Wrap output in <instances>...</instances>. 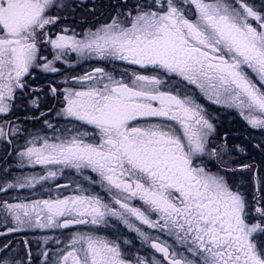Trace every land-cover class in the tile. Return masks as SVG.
Wrapping results in <instances>:
<instances>
[{
    "label": "snow or ice",
    "instance_id": "6c2138e0",
    "mask_svg": "<svg viewBox=\"0 0 264 264\" xmlns=\"http://www.w3.org/2000/svg\"><path fill=\"white\" fill-rule=\"evenodd\" d=\"M113 7L78 33L61 26L66 0H0V144L16 152L0 194L32 193L0 197V264H264V170L231 158L199 102L264 133V0ZM91 59L111 69L75 73ZM37 70L62 77L45 86L60 107L41 110ZM66 171L52 195L48 182ZM238 172L252 174L251 192ZM38 230L50 234L34 251L27 234Z\"/></svg>",
    "mask_w": 264,
    "mask_h": 264
},
{
    "label": "rangeland",
    "instance_id": "374dc122",
    "mask_svg": "<svg viewBox=\"0 0 264 264\" xmlns=\"http://www.w3.org/2000/svg\"><path fill=\"white\" fill-rule=\"evenodd\" d=\"M84 1H86L87 3H92L95 0H66V3H68V4L71 5V10H67L66 9L64 11L59 12L60 15L68 17V19L66 21L62 22V25L61 26H67L69 28L75 29L76 32L81 33V31L78 28L79 22L78 21L76 22V20L78 18V9H79V8H77V6L78 5L83 6L82 5V2H84ZM92 60H94V59H91V60L82 62L75 69V73H79V67L81 65H83L85 62H89V61H92ZM84 70H82L80 73H82ZM36 75H40L41 77H44V76H48L49 77L50 76V78L53 79V81L55 79H57V80L62 79V77L60 76V74H46V73L40 72L39 70H37L35 72V76ZM31 83H32V86L33 87H43L44 88V91L42 93H40V97H41V110H43L44 108H46L45 107L46 104H53V103L59 104L57 100L53 99L50 95H47V89L45 87L46 85H43L41 83V80H39V81H35L34 80V81H31ZM199 102L201 104H203L206 108H208V110L211 112L212 116L215 118V119H213V123L216 125V133L214 135L215 136H218V139H219L218 142L219 143H222L223 136L225 134H227L224 131L225 128H224V124H223L226 121H229L231 123H232V121L233 122H241V123H244L245 124V128H246V134H252L253 133V131L250 130L252 127L247 123V121H245L243 119L242 116H240L238 110L226 108V107H224L222 105L211 104V102H209L202 95L199 96ZM26 105H27V100L26 99L25 100H21L20 101V106L21 107L18 110L22 109L21 112L24 115L25 114L31 115L30 112H28V113L25 112L24 108H25ZM57 107H59V106H57ZM53 109H55V108H53ZM53 122L56 123L57 121L54 120ZM27 123L31 125V128H29V129L34 131L35 128L33 127V123L32 122H27ZM58 123L62 127V122L61 121H58ZM64 125H65V122H64ZM247 126H250V129L247 128ZM36 127H37V125H36ZM263 134L264 133H262V135ZM263 136L261 138V142L264 140V137ZM246 143L247 144H253V143H250L249 141L246 142ZM22 145H23V141L17 140L15 142V148L16 149L21 148ZM1 147H3V144H0V152L2 151V148ZM230 149H232V148H230ZM262 149H264V147H262ZM8 151L9 152L11 151V155L8 156L7 164L5 165V163H3V166H2L1 169H4L6 167H10V166H12V165H14L16 163V152L12 148H9ZM262 152L264 153V151H262ZM4 155H5V153H4ZM4 155H2V157ZM232 157H237L233 149H232V153H231V158ZM209 167H211V165H209ZM262 167L264 168V165H262ZM20 171H23L25 174H28V173H41L43 170L38 166L35 169H28V168L23 169V170L17 169L16 170V173L19 174ZM245 174L248 177V176H250L249 174H251V173L250 172H246ZM68 176H69V173L66 171L64 177L59 178L56 181H49L48 182V187H50L52 189V195H56L57 194V192L55 190V184H57V183H61L62 184L63 182L64 183L65 182H69L68 179H67ZM61 191H63L65 194H68L66 190H61ZM96 191H97V189H96ZM37 195H41V196H44L46 198L47 195H48V193L47 192H39V193H37ZM12 196H19L21 199H23L26 196H32V193H31L30 190H17V191L10 192L8 194V196H6V197H3V194H0V197H3V198H11ZM33 198H35V196H33ZM109 231H111V230H105V232L102 233V234H106ZM120 231H121V235H126V236H129V237L132 235L130 233H127V230L124 229L122 225H120ZM48 234H50V233L44 232L42 230H38V231H35V232H32V233H28L27 235H28V238H30V239L33 238V240H32V247H35V246L37 247L38 246L39 238L41 236H43V235H48ZM23 235L24 234H16L15 237H18V236L22 237ZM56 235H59V234H56ZM15 237H12V239L15 238ZM34 239H36V240H34ZM0 242H3V238H0ZM136 250L138 251V253H141V252L144 251V248L143 247H140L138 240H137V249Z\"/></svg>",
    "mask_w": 264,
    "mask_h": 264
},
{
    "label": "flooded vegetation",
    "instance_id": "af4514ba",
    "mask_svg": "<svg viewBox=\"0 0 264 264\" xmlns=\"http://www.w3.org/2000/svg\"><path fill=\"white\" fill-rule=\"evenodd\" d=\"M260 0H256V3L259 4ZM117 3V0H95L92 3L84 2L83 6H78V28L81 33L88 28H94L95 26H99V24L103 22H107L111 15L114 14V7ZM106 67L111 69V65L106 62H101L98 60H92L89 62H85L83 65L79 67V73L84 70H90L92 67ZM83 71V72H84ZM51 108H56L57 106L60 107V104L53 103ZM59 121L62 122V127L64 126V120L60 119ZM224 124L225 134L223 137H227V143L230 148H232L237 157H232L235 161L239 162V164H252L255 168L264 170L262 165H264V153L262 152V147L264 144L261 143L262 133L259 129H250V126H247L251 131L252 134H246L245 124L241 122H229L226 121ZM264 137V136H263ZM216 142L219 143L218 136H215ZM244 140V141H243ZM250 142L253 144H247L246 142ZM264 141V140H263ZM223 143V139H222ZM239 146L243 149V152H239L235 150V146ZM257 145H261L260 148L256 147ZM237 166L233 164V167ZM246 172H238L234 177V181L242 186V190L251 192L253 190V179L252 175L246 176ZM97 191H100L97 188ZM70 231V230H69ZM56 234H59L58 232ZM21 239V237H17V240ZM36 240V239H34ZM33 250H36V246L32 247ZM140 255L144 254V251L139 253Z\"/></svg>",
    "mask_w": 264,
    "mask_h": 264
},
{
    "label": "trees",
    "instance_id": "16d2710c",
    "mask_svg": "<svg viewBox=\"0 0 264 264\" xmlns=\"http://www.w3.org/2000/svg\"><path fill=\"white\" fill-rule=\"evenodd\" d=\"M38 79H39V80H42L41 83L44 84V81H43V80H45V79H44L43 77H41L40 75H38V77H37L35 80H38ZM45 81H47V80H45ZM19 103H20V102H19ZM20 117H21V116H20Z\"/></svg>",
    "mask_w": 264,
    "mask_h": 264
}]
</instances>
